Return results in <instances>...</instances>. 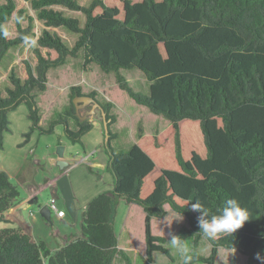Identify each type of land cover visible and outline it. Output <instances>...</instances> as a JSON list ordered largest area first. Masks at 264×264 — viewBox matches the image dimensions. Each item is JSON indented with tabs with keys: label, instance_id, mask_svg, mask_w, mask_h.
Segmentation results:
<instances>
[{
	"label": "trees",
	"instance_id": "16d2710c",
	"mask_svg": "<svg viewBox=\"0 0 264 264\" xmlns=\"http://www.w3.org/2000/svg\"><path fill=\"white\" fill-rule=\"evenodd\" d=\"M80 56L83 76L103 84L49 86L51 69ZM107 85L127 98L126 112L103 94ZM44 95L57 115L42 123L37 101ZM75 96L94 99L108 120L112 186L86 204L79 236L56 249L18 228L0 229V264H111L115 256L131 264L117 247L120 204L144 214L145 264H154V253L173 262L151 219L165 217L166 206L181 214L188 228L179 236L196 247L199 213L190 203L198 199L219 214L230 198L250 219L232 236L207 241L209 255H194L191 264H215L219 248L261 264L264 0H0V150L8 114L20 106L29 122L20 147L33 133L50 136L58 127L70 144L81 145L92 122L75 116ZM19 203L20 192L0 169L1 223H9L5 213Z\"/></svg>",
	"mask_w": 264,
	"mask_h": 264
},
{
	"label": "rangeland",
	"instance_id": "374dc122",
	"mask_svg": "<svg viewBox=\"0 0 264 264\" xmlns=\"http://www.w3.org/2000/svg\"><path fill=\"white\" fill-rule=\"evenodd\" d=\"M78 58H79V61L70 62L69 64H66L65 67L58 68V69H51L47 74L49 86L52 84L53 81L57 86H61V87H64L69 84L79 83V84H82L83 88L88 86L87 84L91 82H99L102 84L104 83V81L100 79L99 77H90V78L84 77L83 72L81 70V56ZM131 71L138 72L136 70H131ZM131 71H126V72H131ZM132 79H135V77L132 76ZM130 84L132 85V88L134 91L140 92L146 95L148 94V91L147 93H145V91L140 87V84L134 83V82L132 83L130 82ZM103 94L108 99H111L114 102V104L119 107V111H123V112L127 111V103L124 100L126 97L122 95V93L118 90V88L109 87L107 85L105 89L103 90ZM37 103L40 108L42 123H44L46 120H50L56 117L57 115L56 108L52 105V101L48 95L42 96L41 99L37 101ZM20 111L21 110H16V112H14L11 118L8 117V119L11 122L10 128L12 132L11 133L9 132L10 134H6L4 137V149H3L4 154L0 152V163L5 162L8 159V155L12 154L15 151V143L19 139L20 132L24 130L25 128L24 127L25 120H24V117L22 118V115L20 116ZM93 118L99 121L102 127V120L98 112L90 116L87 120H90ZM151 119L154 121L153 118ZM160 124H161L160 122L154 121V125L158 129H159ZM56 134H58V131H56ZM56 134H53V137H57ZM43 138L46 141H50L51 139L50 136H44ZM58 144H59V141H58ZM32 145H33V149H32L31 154H29V156L27 157L29 159L28 160L29 162H27V164L31 167H34L35 164H32L30 162H32V160H34L35 157H36L35 159L36 161L39 159L40 160L46 159L44 153L41 154L42 151L43 152L45 151L43 150L45 143L43 141H40L38 145H36V147L34 143ZM36 149H38V151H36ZM120 150L125 152L123 147ZM51 154L53 157L57 156V154L55 153V149H53ZM39 163L40 162L38 161V164L35 165L34 167V171H32L31 173L35 174L37 172H42V171H45V168H48L47 166L44 167V165L39 166ZM9 181L12 185L17 187L18 191L20 192L21 198L22 197L24 198L25 193L23 189L18 186L16 180L14 178H9ZM49 198H50L49 189L42 190L37 196V200H35L33 204L28 205L24 210L22 211L18 210L15 213V217L18 220H25L26 222L27 221L29 222V220L32 219L31 216L33 215H37V217L39 216L40 218L38 221H40V219L41 221L37 225L36 229L39 230V232L43 235V237L46 238V240L48 241L51 240V235L56 233V231H59L61 233L66 232L67 234L79 235V225L78 224L77 225L75 224V228L73 229L68 228L66 230L65 227L62 226L63 225L62 223H59L55 220L52 212H50V217H51L50 222H46L45 220H43V218L38 213L39 206L40 204L48 202ZM57 205L59 207L60 204H57ZM166 210H167V214L165 217L161 219L153 220L151 224V229L154 235L164 238L165 240L164 246L168 250V252L171 254L174 261L173 262L169 261L167 257L161 253H154L153 263L154 264H183V260L180 257L179 253L177 252L175 248L171 246V244L168 241V233L172 232L176 235H180L181 233L187 230L188 226H187L186 220L183 217L181 219V216L179 214L173 212L169 208H166ZM7 217H8L7 220L9 223L5 224V223L0 222V229L4 227L16 226L13 216L10 215ZM143 219H144V214L137 205L119 206L116 208V211L114 213V225H115L117 235H118V246L117 247L118 249H121L129 257L131 264H145V242H144V234H143ZM18 229L21 230V228H18ZM63 239L64 238H60L59 241L55 240V245H51L50 248L54 249L56 248V246L57 247L63 246L69 242L65 240L64 242ZM185 243L190 248L191 254L193 256L198 255L202 257H207L210 253V245L203 238L199 240L196 247L193 245L192 238L187 239ZM111 264H124V261L119 256H115ZM195 264H201V263H195ZM215 264H247V258L243 255L238 254L237 252L233 250H224L222 248H219L217 250V255L215 258Z\"/></svg>",
	"mask_w": 264,
	"mask_h": 264
},
{
	"label": "crops",
	"instance_id": "0c3cea01",
	"mask_svg": "<svg viewBox=\"0 0 264 264\" xmlns=\"http://www.w3.org/2000/svg\"><path fill=\"white\" fill-rule=\"evenodd\" d=\"M16 110H21L20 116L22 115V118L24 117L25 128L20 132L19 139L15 143V151L8 155V159L5 162L0 163V169L7 174L8 178H14L16 180L18 186L23 189L25 197L21 198L20 196V203L7 211L5 216L8 218L7 216L12 215L16 223V226L13 228H21L22 232L29 235L34 241L42 238L49 247L55 245V240L59 241L60 238H64L63 241L70 242L79 235L56 231V233L51 235V240L48 241L36 229L41 221V219L38 221L39 216L33 215L31 216L32 219L26 222L25 220H18L15 217V213L18 210H24L30 205L28 202L32 199L37 200V196L42 190L49 189L50 198H56L58 204H60L59 209L64 211V217L57 218L54 215L55 220L62 223V226L66 230L68 228H75V224H78L80 227L81 216L88 201L100 192H109L112 186V178L106 170L108 157L104 150L103 129L99 121L93 118L90 119L92 129L82 137L81 145L70 144L64 137L62 127H58L56 129L58 134H56V131L54 133L57 137L50 135V141L44 140V136H38L37 133H33L28 143L20 147L23 141L22 135L28 131L29 122L26 119V111L23 106L18 107ZM16 110L10 112L8 117L11 118ZM10 126L11 122L9 120V131L4 133V137L6 134L12 132ZM40 141L45 143L43 148L45 151H42L41 154L44 153L46 159L36 161L35 157L30 163L37 165L39 161V166L44 165V167L47 166L48 168H45V171L34 174L31 172L34 171L35 165L34 167L29 166L27 164L29 159L27 157L32 152V144L34 143L36 147ZM60 145L64 147L61 160L66 162V166L63 168L56 165V162L59 160L58 156L53 157L51 154L53 149H55L56 153V147ZM3 149L0 152L4 154ZM46 204L47 202L40 204L39 207ZM119 206H122V204ZM165 208L168 207L166 206ZM154 219L156 218L151 219V224Z\"/></svg>",
	"mask_w": 264,
	"mask_h": 264
},
{
	"label": "clouds",
	"instance_id": "9594fccd",
	"mask_svg": "<svg viewBox=\"0 0 264 264\" xmlns=\"http://www.w3.org/2000/svg\"><path fill=\"white\" fill-rule=\"evenodd\" d=\"M190 205L193 211L199 213L197 216L199 233L204 240L210 243L222 236H232L233 233L240 229L244 223L250 219L249 211L241 207L239 201L235 198L227 199L219 214L211 213L198 199L195 200L194 203L191 202ZM168 241L179 253L183 260V264H191L193 255L184 239L179 235L169 232ZM256 259L261 261V264H264V257H261L260 254H257Z\"/></svg>",
	"mask_w": 264,
	"mask_h": 264
},
{
	"label": "water",
	"instance_id": "95a60500",
	"mask_svg": "<svg viewBox=\"0 0 264 264\" xmlns=\"http://www.w3.org/2000/svg\"><path fill=\"white\" fill-rule=\"evenodd\" d=\"M73 105L75 108V116L78 118L79 122H83L87 120L90 116L94 115L96 112L100 114L102 120V127L104 132V143H106L108 139V120H106L105 113L102 107L91 97L87 96H75L73 99ZM64 147L58 146L56 147V154L59 160L56 162V165L60 168L66 166V162L62 161L61 158L63 156ZM35 199L29 201V204H33ZM39 215L46 221L50 222V212L48 210L47 205H42L39 207L38 211Z\"/></svg>",
	"mask_w": 264,
	"mask_h": 264
},
{
	"label": "built area",
	"instance_id": "2783aa9c",
	"mask_svg": "<svg viewBox=\"0 0 264 264\" xmlns=\"http://www.w3.org/2000/svg\"><path fill=\"white\" fill-rule=\"evenodd\" d=\"M57 204L58 200L52 197L49 199L46 205L48 207L49 212H52L53 215H55L57 218H62L64 217V211L60 210Z\"/></svg>",
	"mask_w": 264,
	"mask_h": 264
}]
</instances>
